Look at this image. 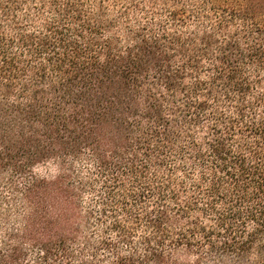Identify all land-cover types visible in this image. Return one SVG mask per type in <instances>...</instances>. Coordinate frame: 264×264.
I'll use <instances>...</instances> for the list:
<instances>
[{
  "label": "trees",
  "instance_id": "trees-1",
  "mask_svg": "<svg viewBox=\"0 0 264 264\" xmlns=\"http://www.w3.org/2000/svg\"><path fill=\"white\" fill-rule=\"evenodd\" d=\"M0 264H264V0H0Z\"/></svg>",
  "mask_w": 264,
  "mask_h": 264
},
{
  "label": "rangeland",
  "instance_id": "rangeland-1",
  "mask_svg": "<svg viewBox=\"0 0 264 264\" xmlns=\"http://www.w3.org/2000/svg\"><path fill=\"white\" fill-rule=\"evenodd\" d=\"M46 169L43 167V168H41V167H39L38 169H37V171H39V172H41V171H45Z\"/></svg>",
  "mask_w": 264,
  "mask_h": 264
}]
</instances>
